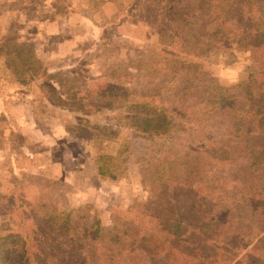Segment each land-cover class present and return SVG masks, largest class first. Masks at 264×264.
Returning a JSON list of instances; mask_svg holds the SVG:
<instances>
[{
    "label": "trees",
    "instance_id": "1",
    "mask_svg": "<svg viewBox=\"0 0 264 264\" xmlns=\"http://www.w3.org/2000/svg\"><path fill=\"white\" fill-rule=\"evenodd\" d=\"M138 2L163 19L172 44L154 70L171 79L93 78L75 92L58 78L61 89L48 86L47 95L73 110L122 96L143 113L129 142L170 167L162 192L106 233L61 215L64 183L48 179L30 194L13 174L0 193L10 216L9 234L0 227V264H264V0ZM233 45L254 60L249 81L231 86H244L236 92L198 57ZM38 68L32 76L54 77Z\"/></svg>",
    "mask_w": 264,
    "mask_h": 264
},
{
    "label": "rangeland",
    "instance_id": "2",
    "mask_svg": "<svg viewBox=\"0 0 264 264\" xmlns=\"http://www.w3.org/2000/svg\"><path fill=\"white\" fill-rule=\"evenodd\" d=\"M143 5L138 0H0V193L13 174L30 194L41 192L48 179L58 180L66 192L58 205L61 215L106 233L121 214L139 212L145 201L160 195L170 167L153 163L129 142L130 126L141 123L143 113L122 96H96L89 108L73 110L47 95L48 86L61 89L58 78L75 92L93 78L119 84L165 79L154 68L162 47L172 41L161 34L163 19L149 16ZM205 49L199 50V65L222 85L249 81L254 62L249 52L237 45ZM38 65L54 77L32 76L31 71L40 72ZM5 207L0 204V227L9 234Z\"/></svg>",
    "mask_w": 264,
    "mask_h": 264
}]
</instances>
